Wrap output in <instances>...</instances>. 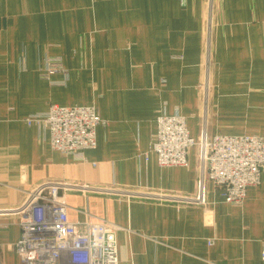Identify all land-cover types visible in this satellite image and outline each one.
<instances>
[{"label": "crops", "instance_id": "1", "mask_svg": "<svg viewBox=\"0 0 264 264\" xmlns=\"http://www.w3.org/2000/svg\"><path fill=\"white\" fill-rule=\"evenodd\" d=\"M50 105L96 109L85 161L25 121ZM176 111L193 138H264V0H0V208L45 180L93 186L64 193L67 215L117 226L119 264H264V168L240 204L210 182L204 205L124 195L198 193L197 147L184 166L145 158ZM18 236L0 215V264H23Z\"/></svg>", "mask_w": 264, "mask_h": 264}, {"label": "built area", "instance_id": "2", "mask_svg": "<svg viewBox=\"0 0 264 264\" xmlns=\"http://www.w3.org/2000/svg\"><path fill=\"white\" fill-rule=\"evenodd\" d=\"M56 60L47 61V75L61 72ZM64 72V71H63ZM27 124L43 126L53 150L85 161L84 153L96 145L95 130L101 123L96 109L87 106L50 105L47 112L30 116ZM148 152L159 166H184L190 148H198V193L196 196L150 195L124 192L126 197L168 200L204 205L203 186L213 184L224 202L240 204L248 187L260 183L264 168V138L254 134L213 135L206 138L204 127L195 140L177 111L160 113ZM98 191L100 188L45 180L25 192L16 207L0 208V215L17 219L19 236L12 245L23 264H119L115 239L117 226L88 217L81 224L67 215L64 193ZM264 259V250L261 252Z\"/></svg>", "mask_w": 264, "mask_h": 264}, {"label": "rangeland", "instance_id": "3", "mask_svg": "<svg viewBox=\"0 0 264 264\" xmlns=\"http://www.w3.org/2000/svg\"><path fill=\"white\" fill-rule=\"evenodd\" d=\"M65 71V70H64ZM50 75H52V74H50ZM187 129H188V127H187ZM189 131V130H188ZM189 134H190V132H189ZM190 136H191V134H190ZM192 137V136H191ZM195 140H197V138H194ZM189 150H192L191 148L189 149ZM190 152V151H189Z\"/></svg>", "mask_w": 264, "mask_h": 264}]
</instances>
